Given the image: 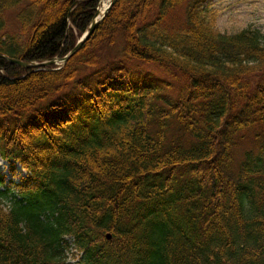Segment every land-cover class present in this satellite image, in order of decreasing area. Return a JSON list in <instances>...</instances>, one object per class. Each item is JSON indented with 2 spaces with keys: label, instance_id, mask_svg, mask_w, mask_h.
<instances>
[{
  "label": "trees",
  "instance_id": "16d2710c",
  "mask_svg": "<svg viewBox=\"0 0 264 264\" xmlns=\"http://www.w3.org/2000/svg\"><path fill=\"white\" fill-rule=\"evenodd\" d=\"M102 1L0 0V264H264V34L117 0L62 67L2 56L64 58Z\"/></svg>",
  "mask_w": 264,
  "mask_h": 264
},
{
  "label": "rangeland",
  "instance_id": "374dc122",
  "mask_svg": "<svg viewBox=\"0 0 264 264\" xmlns=\"http://www.w3.org/2000/svg\"><path fill=\"white\" fill-rule=\"evenodd\" d=\"M211 2L218 14L216 26L220 32L232 34L252 26L259 28L264 34V0H212ZM108 4L109 0H104L102 7L105 8ZM175 13L174 15L180 18L184 17L182 8H178ZM8 19L10 27H15L14 13H8ZM8 166V163L0 158V172L6 176L7 181H10L12 175ZM20 169L19 167V171Z\"/></svg>",
  "mask_w": 264,
  "mask_h": 264
},
{
  "label": "water",
  "instance_id": "95a60500",
  "mask_svg": "<svg viewBox=\"0 0 264 264\" xmlns=\"http://www.w3.org/2000/svg\"><path fill=\"white\" fill-rule=\"evenodd\" d=\"M116 1L117 0H111L109 5L106 8H104V9L98 8L97 9L96 16L94 17V19L91 22L89 31L81 38V40L77 43V45L74 47V49L71 50L69 52V54L66 55L64 58H62V59L53 58V59L46 60L43 63L25 62L22 60H16V59H12V58H9V59L12 62H15V63H17V64H19L25 68L38 67V66H48L50 64H55L58 62H61L62 65H64L69 60V58H71L73 55H75L80 50V48L82 47L84 42L87 41L91 37V35L95 31L97 25L102 21V19L105 17L107 12L111 9V7L115 4ZM4 57H6V56H4ZM108 236L110 237V235H108Z\"/></svg>",
  "mask_w": 264,
  "mask_h": 264
}]
</instances>
